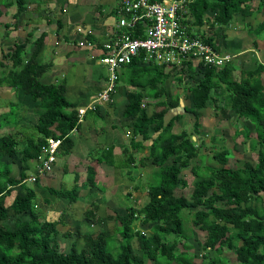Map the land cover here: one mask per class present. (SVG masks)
<instances>
[{
	"label": "trees",
	"instance_id": "16d2710c",
	"mask_svg": "<svg viewBox=\"0 0 264 264\" xmlns=\"http://www.w3.org/2000/svg\"><path fill=\"white\" fill-rule=\"evenodd\" d=\"M20 3L21 13L24 4L21 0ZM191 9L196 25L210 22L214 32L206 35V41L223 51L217 45L216 29L232 26L239 15L247 17L254 10L263 12L264 0H195ZM208 11L213 12L212 17L207 16ZM258 24L255 32L260 35L264 33V18ZM42 42V37L37 39V48ZM26 45L27 42L16 45L11 49L12 55L11 51L0 53V68H4L0 69V86L30 95L35 102L33 110L39 116L31 130L19 129L20 137L15 133L0 134V264H148L149 260L154 264H194L195 255L188 252L192 236L187 232L191 228L186 224L188 220L205 232L204 248L216 253L211 258L204 254L201 264H264V62L241 70L240 78L235 77L239 67L234 60L220 68H190L186 73L191 74L194 83L188 87L180 85L182 75L172 74L182 71L165 65L146 64L138 58L125 65L118 78V84L127 87L123 113L135 122L134 129L145 136L150 127L160 131L146 158L157 168L160 180L149 186V200L143 207L133 206L126 216H117L121 232L107 229L85 234L84 247L76 242L65 251L55 222L37 214V193L25 179L33 167L32 161L41 162L48 157L49 139L62 140L56 156L72 151L71 133L80 125L79 108L68 98L65 83L42 82L40 78L49 65L39 62L36 49L31 55L26 54ZM8 55L11 65L3 62ZM171 79L178 80L175 85L183 88L187 102L183 108L195 114L196 128L200 125L199 110L210 101H214L217 110L244 118L252 126L245 136L254 139L256 158L230 166V150L225 147L214 154L221 166L205 162L191 166L193 157L204 161L205 155H199L197 141L187 131L173 132L175 122L184 113L178 112L166 120L167 111L179 108L183 96L179 92L169 95L167 83ZM153 101L161 109L151 110ZM11 106L9 112L0 114V120L22 107L15 102ZM19 125L17 120L16 126ZM171 157L174 163L166 164ZM188 167L198 178L190 198L175 193L179 185L188 184L180 176ZM13 168H17L16 173ZM64 193L56 191L57 195L67 197ZM68 198L77 199V193H69ZM86 217L100 220L92 211ZM136 221L150 225V231L138 229ZM134 239L141 256L134 253ZM227 248L233 251L231 260L222 255Z\"/></svg>",
	"mask_w": 264,
	"mask_h": 264
},
{
	"label": "crops",
	"instance_id": "0c3cea01",
	"mask_svg": "<svg viewBox=\"0 0 264 264\" xmlns=\"http://www.w3.org/2000/svg\"><path fill=\"white\" fill-rule=\"evenodd\" d=\"M22 1L24 9L20 13V0H0V53H9L16 45L27 42L26 54L31 55L36 49L39 62L49 65L40 78L42 82L65 83L68 98L74 97L77 103L70 100L78 108H88L106 84L107 68L99 63H102L100 58L103 56L101 45L106 40L105 34L113 29L116 22L117 0ZM79 25L92 28L94 34L91 38L101 45L95 48L80 47L77 44L81 38L77 32ZM40 37L43 42L37 48L36 41ZM245 52L232 53L236 58L241 56L238 60L233 59L234 62L237 60L236 65L242 63L239 61ZM10 58L8 55L3 62L11 65ZM237 71L241 76V69ZM117 85L119 87L116 86L112 101L96 104L95 108L86 110L79 127L71 133L74 145L70 153L57 155L50 170L44 174L38 170L41 163L35 161L27 171L25 183L37 193V214L44 220L55 222L62 248L68 247L65 251H69L76 242L79 245L80 238V248L84 247L85 234L113 229L116 226L112 225L114 221L120 223L117 216H126L131 207H143L149 200L148 191L152 183L146 179L150 175H157L156 167L151 171L146 168H150L146 158L149 147L160 131L150 127L148 136H145L134 129L135 122L123 113L127 103V87L118 82ZM13 91L14 96L22 95L20 90L18 93ZM13 99L9 100L11 105L15 102L27 106L25 102L23 104ZM34 106L30 108L32 112ZM24 118L20 128L29 131L30 125L25 122L26 116ZM35 121L34 124L38 122ZM0 125L10 124L5 119L0 121ZM173 132L179 133L174 128ZM6 133L13 132L2 134ZM13 169L16 173L17 168ZM32 175H36L37 180L30 182ZM60 190L67 193V197L57 195L56 191ZM69 193H77V199L70 200ZM89 211L100 220H88L86 214ZM118 225L121 224H117L116 228ZM144 226L150 227L145 231L149 232L151 226ZM78 232L82 235L78 236Z\"/></svg>",
	"mask_w": 264,
	"mask_h": 264
},
{
	"label": "rangeland",
	"instance_id": "374dc122",
	"mask_svg": "<svg viewBox=\"0 0 264 264\" xmlns=\"http://www.w3.org/2000/svg\"><path fill=\"white\" fill-rule=\"evenodd\" d=\"M255 5H257V1L255 2ZM254 3L252 4L254 9ZM208 17L213 16V12L208 11L207 12ZM264 18V11L259 13L254 10V14L250 16H244L239 15L234 20V23L230 27H218L217 30V36H218V46L222 47V50L229 53H236V52H242L247 51L242 55V58L240 59L238 63L239 68L238 69H249L256 67L257 62L261 61L264 62V33L258 35L255 31L258 28V23L261 22V20ZM209 22V21H208ZM204 22L203 25H206V35L212 34L214 31L211 29V25L209 23ZM199 29L204 27L201 24H198ZM8 48L5 46V51H7ZM241 57V56H240ZM237 57V58H240ZM235 57V59H237ZM101 59V58H100ZM238 60V59H237ZM237 60L235 61L237 63ZM9 62V60H8ZM100 65L104 68L106 65L99 62ZM242 64V65H240ZM169 69V68H168ZM240 71H237L235 74V77L240 78ZM174 75H182V84L181 86H191L194 82L193 78L191 77V74L186 72H172ZM178 83V80H168V93L170 96L176 95L178 92L181 93L182 96V104L179 108L170 109L167 111L165 117L166 120L170 119L174 114H177L178 112L184 113L183 117L175 122L174 130L176 132H182L183 130L187 131L190 135L195 137V140L197 141V145L199 147V155H205L204 161H202L201 157L195 156L191 159V166L196 164H203L205 162L208 165L212 166H221V164L218 162V160L215 158V153L220 151L221 149L227 147L230 150L229 154V165L235 167L236 165H243L245 161H252L256 158V152L253 148L254 139H247L245 134L252 129V126H249V124L244 121V118H238L236 115H230V111L227 110H217L215 108L214 101H210L209 105L205 107L202 110H199V126L195 127V120L196 116L194 113L185 112L183 106L184 104H187L186 99L184 98V91L183 88L176 86L175 84ZM14 89L7 87V86H0V114L6 112L7 110L11 109V101L9 100H16L19 102L26 103L27 106L20 105L22 107H17L16 111L13 115H9L8 118H3L0 121H3L7 119L9 122V126H3L0 125V134L5 133L7 131H11L15 133L18 137L21 135L19 134L20 125L18 127V130L15 131L16 121L21 122L22 119L26 116L25 122L29 123V128L32 129L33 124L36 122L35 120H38L37 113L32 112L31 107L35 103L32 102L31 98L28 95H22L21 96H14ZM98 91V90H96ZM70 99L74 101V97L70 96ZM127 101V100H126ZM76 102V100H75ZM77 103V102H76ZM150 108L152 109H161L157 105H155V102H150ZM126 107V104L124 105V108ZM29 108V109H28ZM25 119V118H24ZM24 119L22 123H24ZM26 124V123H25ZM14 126V127H13ZM151 147H149L150 149ZM174 159L173 157L169 158L166 164H173ZM147 165L150 166V168L146 167L148 170H153L155 168L154 164H152L150 161L147 162ZM190 166V167H191ZM185 168L181 172V178H185L188 181V184L186 186L179 185L176 188V195H185L188 198L191 197V194L194 190V182L198 179L194 176L192 173L191 168ZM157 169V168H156ZM146 180H149L150 182L154 183L155 181H159L160 178L158 176H155V174L150 175ZM151 183V184H152ZM32 185V184H31ZM9 201L11 198L8 199ZM187 213V211L185 212ZM136 227L138 226L140 230H149L150 227L145 228L144 224L141 223V221H136ZM120 224L117 221H114L112 225ZM187 226H191V228H187V232L189 234L192 233L191 238L189 239V242L191 243V247L188 248V252L191 255H195V258L193 259L194 264H201L203 260V255L206 254L208 258H211L216 255V253L213 250H206L204 248V241L206 238L205 232L201 231L198 227L193 226L191 221L188 220L186 222ZM112 226L114 232H121V225ZM148 233V232H147ZM118 234L116 235V237ZM82 239L80 238L78 240L79 246L82 245ZM117 243H119V239L117 238L115 240ZM72 240L69 241V245ZM238 242V239L235 240V243ZM134 244V253L138 254L139 256L142 255L139 245L137 243V240H133ZM182 249H185L181 244L179 245ZM64 249L68 248L67 246L63 247ZM223 256L226 258H229L230 260L233 257V251L229 248L224 249ZM148 264H154L153 261L149 260ZM173 264H176V262H173Z\"/></svg>",
	"mask_w": 264,
	"mask_h": 264
},
{
	"label": "built area",
	"instance_id": "2783aa9c",
	"mask_svg": "<svg viewBox=\"0 0 264 264\" xmlns=\"http://www.w3.org/2000/svg\"><path fill=\"white\" fill-rule=\"evenodd\" d=\"M195 0H117L116 22L105 34L102 63L107 68L104 88L97 94L90 107L112 101L119 73L136 58L143 63L165 65L170 69L188 72L190 68L209 65L225 66L236 55L220 51L206 41V25L200 28L194 23L192 4ZM81 38L77 44L84 48L98 45L91 38L90 27L79 25ZM208 35V34H207ZM183 69V70H182ZM85 108L80 109L84 114ZM49 155L38 167L39 173L50 170L56 159L61 139H51ZM31 180H36L32 176Z\"/></svg>",
	"mask_w": 264,
	"mask_h": 264
},
{
	"label": "clouds",
	"instance_id": "9594fccd",
	"mask_svg": "<svg viewBox=\"0 0 264 264\" xmlns=\"http://www.w3.org/2000/svg\"><path fill=\"white\" fill-rule=\"evenodd\" d=\"M88 108H93V107H90V106H89ZM88 108H85V109L87 110ZM80 109H81V108H79V117H80V120H81V118L83 117L84 114H82V115L80 114ZM86 110H85V112H86ZM85 112H84V113H85ZM74 130H75V129H74ZM74 130H73V131H74ZM51 139H59V138H51ZM51 139H49V142H50ZM61 142H62V140H61ZM50 144H51V143H50ZM60 144H61V143H60ZM59 146H60V145H59ZM59 146H58V147H59ZM49 147H50V146H49ZM43 160H44V159H43ZM41 162H42V160H41ZM41 162H40V163H41ZM32 176H36V175H32ZM32 176H31V177H32ZM29 180H30V182L33 181V180H31V178H30ZM36 180H37V176H36ZM36 180H34V181H36ZM25 181H27V179H25Z\"/></svg>",
	"mask_w": 264,
	"mask_h": 264
}]
</instances>
